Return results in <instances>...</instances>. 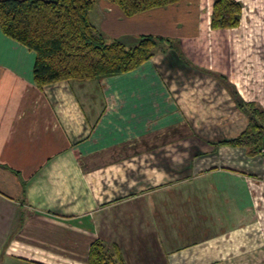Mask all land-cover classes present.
I'll list each match as a JSON object with an SVG mask.
<instances>
[{"label":"crops","instance_id":"crops-1","mask_svg":"<svg viewBox=\"0 0 264 264\" xmlns=\"http://www.w3.org/2000/svg\"><path fill=\"white\" fill-rule=\"evenodd\" d=\"M180 3L127 16L100 0L107 38L163 43L137 69L45 88L0 28V264H88L97 239L127 264L264 259V154L226 143L249 123L245 92L229 57L187 50Z\"/></svg>","mask_w":264,"mask_h":264},{"label":"trees","instance_id":"trees-1","mask_svg":"<svg viewBox=\"0 0 264 264\" xmlns=\"http://www.w3.org/2000/svg\"><path fill=\"white\" fill-rule=\"evenodd\" d=\"M100 0H0V28L36 54L34 81L39 88L55 82L101 80L134 70L149 60L163 43L161 36L144 35L127 46L109 39L90 18ZM127 16L166 7L180 0H106ZM243 4L239 0H216L212 28L239 25ZM249 114L246 129L226 143L245 146L250 153L264 145V110L253 102L238 100ZM88 264H127L120 247L101 239L92 242Z\"/></svg>","mask_w":264,"mask_h":264},{"label":"rangeland","instance_id":"rangeland-1","mask_svg":"<svg viewBox=\"0 0 264 264\" xmlns=\"http://www.w3.org/2000/svg\"><path fill=\"white\" fill-rule=\"evenodd\" d=\"M180 1L171 16L177 33L184 35L187 50L213 56L218 64L229 57L232 69L237 72L235 81L245 92L239 98L256 97L263 107L259 108L264 110V0H239L243 4L239 25L224 28L229 29L227 33H223V28H212L208 20L216 0ZM261 153L264 151L256 154ZM261 257L260 264H264Z\"/></svg>","mask_w":264,"mask_h":264},{"label":"built area","instance_id":"built-area-1","mask_svg":"<svg viewBox=\"0 0 264 264\" xmlns=\"http://www.w3.org/2000/svg\"><path fill=\"white\" fill-rule=\"evenodd\" d=\"M262 151H264V148H263V150Z\"/></svg>","mask_w":264,"mask_h":264}]
</instances>
